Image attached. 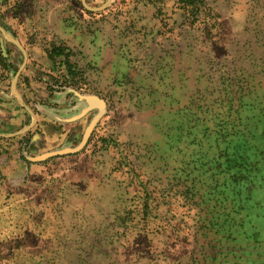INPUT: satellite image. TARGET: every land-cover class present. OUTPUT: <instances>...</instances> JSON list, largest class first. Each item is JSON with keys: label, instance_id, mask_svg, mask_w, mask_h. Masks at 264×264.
<instances>
[{"label": "rangeland", "instance_id": "rangeland-1", "mask_svg": "<svg viewBox=\"0 0 264 264\" xmlns=\"http://www.w3.org/2000/svg\"><path fill=\"white\" fill-rule=\"evenodd\" d=\"M200 9L0 0L1 25L28 54L13 91L24 54L0 32V264H264V213L241 231L234 256H199L201 242L161 229L168 208L186 210L168 187L179 155L165 134L185 123L187 107L218 114L219 102L204 105L249 94L245 113L264 124V105L254 103L264 89L253 90L264 85V0H202ZM54 45L76 75L65 56L49 59ZM147 196L146 227L126 215Z\"/></svg>", "mask_w": 264, "mask_h": 264}, {"label": "trees", "instance_id": "trees-1", "mask_svg": "<svg viewBox=\"0 0 264 264\" xmlns=\"http://www.w3.org/2000/svg\"><path fill=\"white\" fill-rule=\"evenodd\" d=\"M201 2L177 0L181 8L189 13L196 9L199 14ZM47 52L52 61L65 56L70 74L78 73L64 47L54 45ZM230 85L224 87L229 90ZM256 89H264V85L253 87ZM248 96L238 101L226 97L225 92L223 98L204 105L209 109L219 102L222 107H218V114H190L188 106L184 114L186 124L171 127L165 134L171 141L169 148H176L179 155L176 158L178 166L172 168L175 178L168 187L177 188L179 199H176L186 210L177 213L168 208L171 219L161 229L172 228L174 238L179 242L190 239L195 244L201 242L199 256H234L232 245L237 242L241 231L247 235L246 229L254 225L252 218L257 219L259 213H264V200L258 195L264 191V124L261 128V116L258 119L245 113L254 108L248 103ZM194 101L197 100L192 98L189 104L197 107ZM254 103L264 105V92L262 99L254 100ZM253 121L257 125H250ZM173 133L176 140L171 136ZM181 145L186 153L178 148ZM150 199L147 196L142 200L140 210L128 212V219L137 214L147 227V218L151 216ZM251 205L253 208L250 209ZM132 227L127 228L128 231Z\"/></svg>", "mask_w": 264, "mask_h": 264}, {"label": "water", "instance_id": "water-1", "mask_svg": "<svg viewBox=\"0 0 264 264\" xmlns=\"http://www.w3.org/2000/svg\"><path fill=\"white\" fill-rule=\"evenodd\" d=\"M111 0H108L105 4H103L102 6H99V7H92L88 4V2L86 0H82V4L84 5V7L87 9V10H90V11H100V10H104L109 4H110ZM0 32L2 33V35L4 37H6L7 40L11 41L12 43L16 44L17 47L23 52L24 54V62L21 64V66L19 67L17 73L15 74L14 76V79L12 81V90L14 91L15 87H16V82L28 60V54H27V51L25 49V47L22 45V43L20 42V40H18L17 38L15 37H12V35L10 33L7 32V30L1 25L0 23ZM2 45H3V40H2ZM92 99H95L96 101H91ZM89 102L91 103L92 106H98L100 108V105L98 104L97 101L101 102L99 99L95 98V97H91L88 99ZM102 104V102H101ZM103 105V104H102ZM102 110V108H100ZM76 150H68V151H64V152H60V153H57V154H66V153H72V152H75Z\"/></svg>", "mask_w": 264, "mask_h": 264}, {"label": "bare ground", "instance_id": "bare-ground-1", "mask_svg": "<svg viewBox=\"0 0 264 264\" xmlns=\"http://www.w3.org/2000/svg\"><path fill=\"white\" fill-rule=\"evenodd\" d=\"M91 101H96L95 99H92ZM98 102V104L100 105V108H102L103 109V105L101 104V102H99V101H97Z\"/></svg>", "mask_w": 264, "mask_h": 264}, {"label": "flooded vegetation", "instance_id": "flooded-vegetation-1", "mask_svg": "<svg viewBox=\"0 0 264 264\" xmlns=\"http://www.w3.org/2000/svg\"><path fill=\"white\" fill-rule=\"evenodd\" d=\"M17 68H18V66H17ZM19 69V68H18ZM21 75V74H20ZM20 77V76H19Z\"/></svg>", "mask_w": 264, "mask_h": 264}]
</instances>
